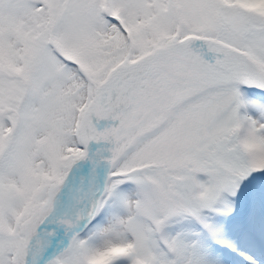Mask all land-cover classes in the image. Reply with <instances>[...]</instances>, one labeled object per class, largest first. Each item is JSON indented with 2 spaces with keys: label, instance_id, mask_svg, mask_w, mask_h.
Here are the masks:
<instances>
[{
  "label": "snow or ice",
  "instance_id": "1",
  "mask_svg": "<svg viewBox=\"0 0 264 264\" xmlns=\"http://www.w3.org/2000/svg\"><path fill=\"white\" fill-rule=\"evenodd\" d=\"M0 264H264V0H0Z\"/></svg>",
  "mask_w": 264,
  "mask_h": 264
}]
</instances>
